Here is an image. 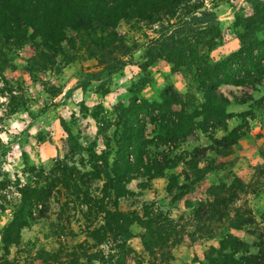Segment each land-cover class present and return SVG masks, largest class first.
I'll use <instances>...</instances> for the list:
<instances>
[{
  "label": "rangeland",
  "instance_id": "374dc122",
  "mask_svg": "<svg viewBox=\"0 0 264 264\" xmlns=\"http://www.w3.org/2000/svg\"><path fill=\"white\" fill-rule=\"evenodd\" d=\"M204 6L212 9L218 20L220 44L207 53L211 62H217L237 51L239 32L233 29V19L236 14H250L249 3L204 0ZM115 31L131 54L126 57L128 63L122 71L104 82L88 77L100 66L80 54L62 68L56 66L59 58L52 66L31 67L33 51L29 44L17 50L3 69L0 232L11 219V205L16 204L18 192L26 186L41 185L55 162L73 157L68 151L70 138L63 126L79 147L93 143L96 153L106 147L112 151L113 110L119 105L126 106L134 91L137 90L136 98L148 103L160 104L163 95L173 96L185 104L186 113H192L203 102L193 74L171 72L170 65L160 60L141 68L144 46L155 37L154 27L119 21ZM216 94L223 98L216 107L227 116L223 118L224 126L211 130L205 127V132L201 127V131L186 137L170 154L180 158L174 168L164 170L161 177L150 180L143 189L138 188V180H131L127 185L130 194L117 201V210L122 213H139L146 208L171 220L179 239L169 250L168 264H206V257L212 254V249H218L219 239L224 235L241 241L242 250L249 254L264 256V83L253 88L224 85L216 89ZM169 108L177 112L180 106ZM156 114L157 111L152 112L153 116ZM93 115L103 123L101 127ZM138 118L146 123L147 136L157 128L147 117ZM171 146L166 143L160 150ZM79 149L73 157L77 167L80 158H86L84 153L78 154ZM193 150L202 156L196 165L189 159ZM61 201L51 199L44 216L20 230L16 246L4 250L0 243V264H41L43 250H57L61 243L71 247L83 240L77 234L78 226H83L78 215L69 220V225L65 223L66 215L57 221ZM58 227L78 236L56 239L54 232ZM130 232L133 237L129 245L136 253L145 255L138 238L142 230L133 225ZM221 254L230 252L225 250Z\"/></svg>",
  "mask_w": 264,
  "mask_h": 264
},
{
  "label": "trees",
  "instance_id": "16d2710c",
  "mask_svg": "<svg viewBox=\"0 0 264 264\" xmlns=\"http://www.w3.org/2000/svg\"><path fill=\"white\" fill-rule=\"evenodd\" d=\"M247 1L250 14H236L233 19V29L239 32L237 51L211 62L207 53L220 44V33L217 17L204 6V0H0V80L14 53L29 44L31 67L52 66L59 58L56 66L62 68L80 54L100 66L88 77L104 82L128 63L131 50L115 31L119 21H127L154 27L155 37L144 46L141 68L160 60L170 65L171 72L193 74L203 101L192 113H186L185 104L173 96L163 95L160 104L148 103L136 98L134 91L126 106L113 110L112 151L106 147L96 153L93 143L79 147L63 126L70 138L71 157L80 148L78 154L84 153L86 158H80L78 167L73 157L62 158L46 173L41 185L18 192L16 204L11 205V219L0 232L4 250L19 243L22 228L44 216L51 199L57 203L62 199L57 221L66 215L69 225L78 215L83 226H78L77 234L83 240L71 247L61 243L57 250H43L41 264H168L169 250L179 239L171 220L146 208L139 213H122L117 210V201L130 194L127 185L131 180H138V188L143 189L164 170L174 168L180 158L170 154L186 137L201 127L205 132L207 127L224 126L227 116L216 107L223 101L216 94L218 87L253 88L264 83V2ZM171 105L180 106L179 111H171ZM153 111H157L155 116ZM139 116L156 125L152 135L144 133L146 123ZM93 119L99 127L103 125L94 115ZM166 143L172 144L171 149L160 150ZM201 158L198 150L189 155L193 165ZM133 225L142 230L138 238L148 260L128 243ZM65 229L58 227L55 238L78 236L71 230L67 234ZM218 246L206 257V264H264L263 254H249L242 250L241 241L229 235L222 236ZM225 250L230 254H221Z\"/></svg>",
  "mask_w": 264,
  "mask_h": 264
}]
</instances>
